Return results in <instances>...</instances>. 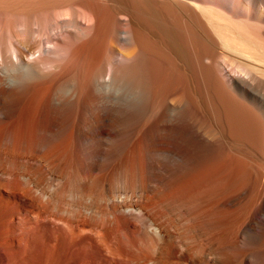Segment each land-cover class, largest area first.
<instances>
[{"label": "bare ground", "instance_id": "obj_1", "mask_svg": "<svg viewBox=\"0 0 264 264\" xmlns=\"http://www.w3.org/2000/svg\"><path fill=\"white\" fill-rule=\"evenodd\" d=\"M22 259L264 264V0H0V264Z\"/></svg>", "mask_w": 264, "mask_h": 264}, {"label": "rangeland", "instance_id": "obj_2", "mask_svg": "<svg viewBox=\"0 0 264 264\" xmlns=\"http://www.w3.org/2000/svg\"><path fill=\"white\" fill-rule=\"evenodd\" d=\"M24 260H26V258H25ZM24 260H23V259L21 260V264H25V263H24ZM26 262H28V261L26 260ZM27 264H28V263H27Z\"/></svg>", "mask_w": 264, "mask_h": 264}]
</instances>
